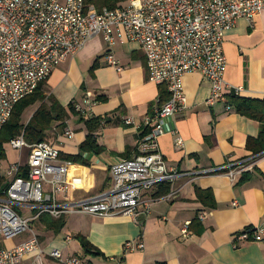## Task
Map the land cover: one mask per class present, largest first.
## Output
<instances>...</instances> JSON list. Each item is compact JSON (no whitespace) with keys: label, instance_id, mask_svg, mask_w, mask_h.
I'll return each mask as SVG.
<instances>
[{"label":"crops","instance_id":"obj_1","mask_svg":"<svg viewBox=\"0 0 264 264\" xmlns=\"http://www.w3.org/2000/svg\"><path fill=\"white\" fill-rule=\"evenodd\" d=\"M223 51L228 86L223 98L208 106L210 84L199 73L186 74L187 107L165 122L160 151L168 168L184 174L170 186L174 195L157 196V187L148 195L153 200L150 214L138 222L125 216L67 215L69 233L50 232L49 239L41 241L46 252L59 250L65 257L83 254L91 264H113L112 258L122 259L123 264H264V243L234 247L238 233L264 229V154L254 156L246 148L249 139L259 136L260 124L227 109L237 88L239 97L264 101V10L252 22L238 20L224 35ZM108 55L121 71L109 65ZM163 87L149 82L146 58L138 44L117 42L109 47L102 36L53 70L45 81V93L66 109L79 106L82 110L75 109L80 116L70 114L64 123H55L45 136V142L60 151L62 161L67 156L82 157L84 163H73L68 171L72 202L109 191L111 167L139 154L145 117L169 99ZM93 118L103 120L95 133L104 149L99 155L80 153L88 136L82 119ZM67 131L73 132V138L67 137ZM176 137L182 139L181 146L176 145ZM241 162L250 174L242 184L243 174L232 182L224 173H201ZM197 190L211 191L216 208L199 203ZM76 235L85 237L97 255H86ZM68 236L70 243L65 242ZM129 241H142L145 249L125 254ZM48 264L57 263L48 259Z\"/></svg>","mask_w":264,"mask_h":264},{"label":"built area","instance_id":"obj_2","mask_svg":"<svg viewBox=\"0 0 264 264\" xmlns=\"http://www.w3.org/2000/svg\"><path fill=\"white\" fill-rule=\"evenodd\" d=\"M87 1L0 0V134L15 105L97 36H102L109 47L117 42L138 44L146 58L149 82L165 86L169 99L152 116L145 117L139 154L111 167L112 188L88 199L72 202L68 197V171L73 163L62 161L55 146L46 142L29 144L24 132L13 138L9 142L13 150L29 152L25 162L20 157L3 175L0 236L11 241L23 233L30 235L14 247L0 249V264H48V259L57 264H91L83 254L65 257L59 250L46 252L30 227L43 216H125L135 222L147 217L153 202L148 195L163 184L172 186L184 176L167 167L159 144L165 122L187 107L184 76L199 73L210 84L207 105H216L228 88L224 80L225 33L238 20L252 22L264 10L263 0H131L115 10L101 11ZM107 60L121 71L112 55ZM240 92V88L235 90L236 95ZM75 109L82 112L79 106ZM126 123L131 124V120ZM66 135L74 136L71 131ZM182 143L176 137V145ZM219 172L233 182L248 170L241 162L201 173ZM173 191L168 197L174 195ZM18 208L36 214L28 217ZM206 216L204 213L200 218ZM234 238L236 248L239 243H264V229L249 228ZM71 241V237L65 238L66 243ZM144 249L142 241L124 245L125 254ZM111 261L123 264L122 259Z\"/></svg>","mask_w":264,"mask_h":264},{"label":"trees","instance_id":"obj_3","mask_svg":"<svg viewBox=\"0 0 264 264\" xmlns=\"http://www.w3.org/2000/svg\"><path fill=\"white\" fill-rule=\"evenodd\" d=\"M128 0H88L89 5H93L98 11L107 8L115 10L122 7ZM93 70V69H92ZM45 82L41 83L36 91L30 96L21 100L15 105L11 118L4 125L0 134L1 159L5 157L3 145L10 142L13 138L24 132V137L29 144H37L45 142L46 133L57 122H65L70 114L80 116L76 112L74 106H69L67 109L62 107L53 97L48 96L44 91ZM164 93H167L166 87H163ZM168 101V100H167ZM166 102V101H165ZM35 105H39L37 110L27 124L22 122L24 112ZM229 107L234 111L250 120H254L260 124L259 136L255 139H249L246 145L248 151L254 156L264 154V101L258 99L242 98L238 95L229 97ZM88 130L86 141L80 146V153H93L99 155L104 149L96 142L95 133L102 126V119L93 118L85 121ZM61 158V156H60ZM64 161H69L74 164L84 163L81 155L63 157ZM250 178L249 172L243 174L240 183H245ZM5 187V179L0 172V193ZM157 196L167 195L170 192V185L163 184L159 187ZM196 198L203 206L214 209L216 203L213 194L209 190H197ZM41 224L54 235L60 234L66 226L65 218L53 219L49 216L40 218ZM75 240L78 241L82 250L86 255H97L96 249L81 235H76Z\"/></svg>","mask_w":264,"mask_h":264},{"label":"rangeland","instance_id":"obj_4","mask_svg":"<svg viewBox=\"0 0 264 264\" xmlns=\"http://www.w3.org/2000/svg\"><path fill=\"white\" fill-rule=\"evenodd\" d=\"M38 106L39 105L32 106L24 112V114L22 116V122L24 124H27L29 122L30 118L32 117L33 113L35 112V109L37 110ZM3 150L5 153V157L0 160V172L2 175H5V172H6L7 168L9 167V165L12 164L13 162L17 161L20 157L23 160V162H25L27 160V156H28V152H29L28 149H25L22 152L15 151L10 147L9 142L3 145ZM18 210L22 215H25L28 217H32L36 214V211L24 212V210L21 208H18ZM30 227L40 237L41 241H43V239H45L46 237H47V239H49L48 234L50 232H48L44 228V226L41 224L40 220L33 222ZM68 233H69V228L66 227L63 230L62 234L64 235V234H68ZM29 235H30L29 233H23V234L19 235L16 239H13L11 241H5L4 238L0 236V249H8V248L14 247V246L18 245L19 243L25 241L29 237ZM46 241L47 240H45V242ZM48 242L51 243V240H48Z\"/></svg>","mask_w":264,"mask_h":264}]
</instances>
